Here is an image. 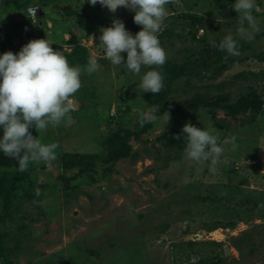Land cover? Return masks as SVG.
I'll use <instances>...</instances> for the list:
<instances>
[{"label": "rangeland", "instance_id": "rangeland-1", "mask_svg": "<svg viewBox=\"0 0 264 264\" xmlns=\"http://www.w3.org/2000/svg\"><path fill=\"white\" fill-rule=\"evenodd\" d=\"M38 1L31 2L39 7L38 23L26 15L28 5L20 10L12 4L0 7V53L10 50L12 43L15 53L37 38L48 39L54 50L70 53L77 45L70 44L71 36L79 40L90 33L81 44L88 57L96 55L100 67L88 73L86 65L78 64L82 86L72 94L78 108L73 107L55 126L37 129L36 137L42 143L56 142V153L93 155L97 176L86 172L76 178L79 168L65 170L57 156L33 161L37 180L47 187L40 203L27 200L18 211L27 216L19 223L28 232L22 249L11 257L12 264H195L200 257L209 258V264L215 255L220 264H264V112L254 115L250 110L234 118L223 110L216 114L181 110L170 115L166 125L159 118L148 119L150 125L140 137L130 139L138 156L111 164L106 140L145 125L139 118L150 109L143 95L150 91L142 92L136 85L145 71L159 66L142 67L133 74L112 65L103 56L98 37L101 28L111 26L116 18L133 34L142 26L123 6L112 13L88 0ZM256 4L252 11L256 27L245 21L248 32L239 34V14L216 0H168L169 15L158 33L165 62H181L191 53L197 56L206 42L229 33L240 38L243 49L235 55L239 62L222 73L210 70L176 80L168 101L190 98L197 91L230 92L237 98L251 93L254 101L258 97L264 101V0ZM68 7L76 13L67 15ZM66 22L70 30L62 33ZM122 56L126 60V52ZM163 81L165 85L164 76ZM186 122L215 131L223 151L214 165L187 160L183 145L159 142L158 137L169 130L178 131L184 140ZM107 166L112 170L100 178ZM60 176L71 179L70 187ZM199 196L211 200L203 202ZM15 226L12 223L10 228ZM218 229L223 234L220 239L212 235ZM188 241L197 243L193 250L186 249L190 262L173 246ZM212 241L221 243L213 246V253L205 244Z\"/></svg>", "mask_w": 264, "mask_h": 264}, {"label": "clouds", "instance_id": "clouds-1", "mask_svg": "<svg viewBox=\"0 0 264 264\" xmlns=\"http://www.w3.org/2000/svg\"><path fill=\"white\" fill-rule=\"evenodd\" d=\"M88 3H99L112 13L118 6H123L134 12L133 21L142 26L133 34L121 19L116 18L111 26L101 28L99 46L112 65L136 74L141 72L142 67L164 64L167 57L158 33L169 15L166 7L168 0H88ZM231 7L239 14L237 33L248 32L245 21L249 27H256V19L252 15L257 7L256 0H234ZM32 22L38 23V19ZM211 43L219 50L239 55V42L231 33ZM123 52L127 54L126 60ZM99 67L96 55L90 53L86 71L92 73ZM81 71L80 66L70 65L63 51L54 50L51 42L44 38L29 40L15 53L11 50L0 53V152L18 161L19 171L26 169L31 161L55 159L58 144L42 143L38 137H33L29 129L55 126L70 114L75 107L72 94L82 86ZM163 86L162 73L156 67L145 71L136 85L142 92L151 93L159 92ZM153 112L154 109L150 108L141 114V126L148 119L159 118L164 125L169 122L170 113L167 110L159 115ZM182 132L186 134L185 158L214 165L223 151L217 143L215 131L186 122Z\"/></svg>", "mask_w": 264, "mask_h": 264}, {"label": "trees", "instance_id": "trees-1", "mask_svg": "<svg viewBox=\"0 0 264 264\" xmlns=\"http://www.w3.org/2000/svg\"><path fill=\"white\" fill-rule=\"evenodd\" d=\"M32 1L33 0H25L23 2L20 0H0V7L12 4V7L18 8L20 10L26 5H29ZM47 1L48 0H39L38 2L39 4H45ZM216 1L221 3V6L224 9L231 10L233 14L236 15V11L231 7L234 0ZM72 13H76V11L74 9L72 10L71 7H68V9H66V14L72 16ZM78 16L80 20L81 16ZM69 25L70 23L66 22L65 27L62 28L61 32L65 33L67 32L66 30L69 31ZM89 35L90 33L88 32L83 34L82 37H79V40L74 39L72 36L69 39L70 44L77 43V45L74 46L72 52H64L70 65H87L88 49L81 44V40ZM178 36L181 37L180 34ZM27 37L29 36L26 35V38ZM61 37H63V35H61ZM234 38H236L239 42V37ZM13 45L14 44L12 43L10 50H12ZM242 50L240 49L239 51ZM195 54L196 53H191L190 55H187L181 62L167 61L163 65L157 67V69L162 73V76H164L166 82L159 92H147L143 94L146 105L149 108H153L154 111L159 114L167 110L170 115L181 110L195 112L200 109H205L212 114H216L219 110H223L225 112L231 113L234 118H237L238 113H245L250 110L254 115L259 114L260 111L264 112V101L258 96H256L258 99L254 101V99L250 98L252 96L251 93L237 98L234 97L230 92L214 93L210 91H197L190 98L179 101H168L170 86L176 80L183 77L199 76L200 74L204 73V71L210 70L213 72L222 73L224 70L233 66V64L236 65L237 62H239L235 59V55L219 50L217 47L213 46L211 42H206L205 45L201 47L199 55L196 56ZM209 76L212 77V75ZM221 87L222 84L217 86V88L220 90ZM149 125V121L146 120L142 129L128 131L124 136L119 137L114 135L108 138L106 140V146L109 149V157L107 159L110 161V163L114 164L115 162L127 157H137L138 154L136 152H132V146L130 145L131 136L134 135L135 139H138L143 130H146ZM29 131H31L33 137L36 138L37 129L32 127L29 129ZM0 135H2V133H0ZM158 139L159 142L168 147H173L176 145L181 147L186 143V141L182 139V135H180L176 130L164 132L158 137ZM56 156L58 157L61 166L65 170L79 168L77 174L75 175L76 178L84 175L86 172H92L90 176H93L92 174L94 173L96 174V164L94 163L95 158L93 155H82L76 153L61 154V152H57ZM86 158L88 160H86ZM32 163L33 161L29 162V165L26 169L19 171L18 161L12 157L5 156L2 152H0V264L13 263L11 257L19 253V251L22 249L21 244L23 243V236H27V226L19 223L21 219L27 218V216L22 217L18 214L21 206L27 200L33 202L32 204L34 205L36 203H40L43 192L47 187V185H44V183H40L37 180V174L35 173L36 167ZM111 170L112 169L110 166L105 167V170L99 173V176H101L100 178L106 177L107 173ZM60 178L64 180L66 188L70 187L71 179L65 176H60ZM91 179L94 178L91 177ZM198 198L203 202L211 200L210 197L205 196H199ZM35 207L38 208L39 206ZM12 223L16 224L15 228L13 229L10 228ZM196 244V241H188L186 245L174 243L173 246L178 248L177 253L180 252L182 256H185V261L190 262V254L186 253V249L193 250V247ZM205 244L208 246L209 252L212 253L215 252V247L213 248V246L216 245L218 247L221 245V243L216 241ZM199 252L200 251H198V254ZM207 261H209V258L205 259V257H200V259L195 264H206ZM220 261L221 259L219 256L215 255L213 256L212 261L210 260L209 264H220ZM190 264L192 263L190 262Z\"/></svg>", "mask_w": 264, "mask_h": 264}, {"label": "built area", "instance_id": "built-area-1", "mask_svg": "<svg viewBox=\"0 0 264 264\" xmlns=\"http://www.w3.org/2000/svg\"><path fill=\"white\" fill-rule=\"evenodd\" d=\"M39 11V7L37 5H29L27 7V13L29 15V17L36 22L37 21V14Z\"/></svg>", "mask_w": 264, "mask_h": 264}, {"label": "bare ground", "instance_id": "bare-ground-1", "mask_svg": "<svg viewBox=\"0 0 264 264\" xmlns=\"http://www.w3.org/2000/svg\"><path fill=\"white\" fill-rule=\"evenodd\" d=\"M212 235H214L215 238H222L223 237V234L221 233V231L218 229V230H215L212 232Z\"/></svg>", "mask_w": 264, "mask_h": 264}, {"label": "water", "instance_id": "water-1", "mask_svg": "<svg viewBox=\"0 0 264 264\" xmlns=\"http://www.w3.org/2000/svg\"><path fill=\"white\" fill-rule=\"evenodd\" d=\"M74 104H75V108H78V105H77V101L76 100H75Z\"/></svg>", "mask_w": 264, "mask_h": 264}, {"label": "crops", "instance_id": "crops-1", "mask_svg": "<svg viewBox=\"0 0 264 264\" xmlns=\"http://www.w3.org/2000/svg\"><path fill=\"white\" fill-rule=\"evenodd\" d=\"M26 15H27V13H26ZM27 34V33H26Z\"/></svg>", "mask_w": 264, "mask_h": 264}]
</instances>
